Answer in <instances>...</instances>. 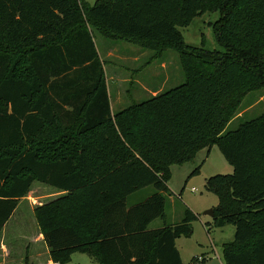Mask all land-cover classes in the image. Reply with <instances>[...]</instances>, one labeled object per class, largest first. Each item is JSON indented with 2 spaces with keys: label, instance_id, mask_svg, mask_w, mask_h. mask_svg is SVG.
Masks as SVG:
<instances>
[{
  "label": "trees",
  "instance_id": "1",
  "mask_svg": "<svg viewBox=\"0 0 264 264\" xmlns=\"http://www.w3.org/2000/svg\"><path fill=\"white\" fill-rule=\"evenodd\" d=\"M203 11L219 12L224 51L210 59L188 53L179 30ZM93 31L152 58L177 51L184 81L112 111ZM0 47V231L37 181L60 192L33 207L54 263L80 252L99 264H183L175 240L197 214L149 224L165 215L170 166L217 144L233 167L205 182L218 198L213 226H234L223 259L264 264V112L225 130L244 91L264 86V0H0Z\"/></svg>",
  "mask_w": 264,
  "mask_h": 264
},
{
  "label": "rangeland",
  "instance_id": "2",
  "mask_svg": "<svg viewBox=\"0 0 264 264\" xmlns=\"http://www.w3.org/2000/svg\"><path fill=\"white\" fill-rule=\"evenodd\" d=\"M84 1L92 4L95 0ZM218 18V11H203L193 18L188 26L179 28L186 46L185 50L188 53L210 59L214 54L224 51L215 40L212 29ZM93 35L97 51L104 63L112 111L116 112L132 101L138 102L149 98L154 95L153 93L170 89L184 81V72L181 69L177 51L165 49L154 58L151 57L153 52L148 50H145L146 53L143 52L142 55L138 51L133 55L130 53L128 55L124 53L126 50L124 46H132L135 50H141V48L128 42L111 41L97 34L96 31H93ZM110 49L112 52H108ZM1 50L3 47H0ZM16 55H13L14 59ZM20 57L22 58L18 64V74L24 75L25 55L22 54ZM130 58L135 64L128 63ZM145 59L150 61L149 65L143 64ZM126 67L139 68L137 75L131 81L123 69ZM119 72L125 79L121 83L122 76ZM236 95L238 93L234 96ZM241 99L236 110L234 109L235 113L239 112L238 117L231 120L225 130L234 129L243 120L254 118L264 112V86L246 89ZM195 168H198V171L191 175ZM232 172V165L224 158L217 144L210 146L208 154L207 148H202L191 161L170 166V177L167 182L169 191L164 194L165 215L151 221L149 228L173 226L180 223L185 208L197 214V219L192 222L191 235L179 237L176 241L184 264H197L195 257L198 256L203 257V261L198 264H226L222 256V244L233 240L234 226L231 224L223 227L213 226L212 217L205 211L215 207L218 204V198L214 193L206 190L205 182L216 174H231ZM153 192L155 188L151 185L138 189L126 197V205L131 206L138 203ZM59 194L58 190L49 185L33 182L30 190L19 200L12 214L6 231L10 239L4 240L7 250L0 248V264L48 263L50 256L41 242L40 229L36 223L33 207ZM5 251L6 253H2ZM90 262L86 254L74 252L69 262L65 264H90Z\"/></svg>",
  "mask_w": 264,
  "mask_h": 264
},
{
  "label": "crops",
  "instance_id": "3",
  "mask_svg": "<svg viewBox=\"0 0 264 264\" xmlns=\"http://www.w3.org/2000/svg\"><path fill=\"white\" fill-rule=\"evenodd\" d=\"M112 41V40H111ZM114 42H116V41H114ZM123 42V41H122ZM128 43H130V44H133V43H131V42H128ZM133 45H135V44H133ZM123 46V45H122ZM135 46H137V45H135ZM124 47H126V50H125V54H127L128 53V55H130V54H135V52H140V54L142 55L143 54V52L145 51V50H147V49H142L141 48V50H135V48H133L132 46H124ZM132 49H134L135 51H133ZM143 50V51H142ZM148 51H151V50H148ZM108 52H112L111 51V49L108 51ZM99 53V52H98ZM130 53V54H129ZM144 53H146V52H144ZM153 54V53H152ZM125 56H127V55H125ZM127 57H129V56H127ZM128 63H131V65H133V64H135L134 63V61H132V59L130 58V59H128ZM143 64H145V65H149V60H147V59H145V61H144V63ZM103 68H104V64H103ZM136 69H134L133 67H126V68H123L124 69V71H126V73L129 75V81H131L132 80V78L134 79V77L137 75V73H138V71H139V68L138 67H135ZM118 73V72H117ZM120 74H121V76H122V78H121V80H120V83L121 82H123V81H125V79H124V76H123V74L121 73V72H119ZM157 93V92H156ZM156 93H153V94H156ZM111 104V103H110ZM11 218H12V215L10 216V218L7 220V222L4 224V226H3V228L1 229V231H0V248H2L3 247V249L4 250H7L6 249V246L4 245V240H6V241H8L9 239H10V236H8L7 235V233H6V231H7V228H8V226H9V224H10V220H11ZM39 235H40V238H41V242H43V246H44V249L46 250V253L47 254H49V251H48V249H47V247H46V245H45V243H44V241H43V236H42V234H41V232L39 233ZM16 236H20V235H16ZM15 236V237H16ZM14 238V237H13ZM17 239H20V237H16ZM15 238V239H16ZM176 241H177V239L175 240V245H176V247H177V244H176ZM177 249H178V247H177ZM1 250V249H0ZM178 251H179V249H178ZM1 252V251H0ZM2 253H6V251L5 252H2ZM73 254V253H72ZM72 254H71V256H72ZM85 254V253H84ZM179 254H180V251H179ZM87 255V254H86ZM71 256H70V259H71ZM89 258H90V264H99L98 263V261L93 257V256H89V255H87ZM180 257H181V254H180ZM3 258H5L6 259V257H3ZM181 260H182V258H181ZM182 262H183V260H182ZM47 264H56V263H54L51 259H49L48 260V263ZM184 264V263H183Z\"/></svg>",
  "mask_w": 264,
  "mask_h": 264
},
{
  "label": "built area",
  "instance_id": "4",
  "mask_svg": "<svg viewBox=\"0 0 264 264\" xmlns=\"http://www.w3.org/2000/svg\"><path fill=\"white\" fill-rule=\"evenodd\" d=\"M203 261V257H201V256H198L197 258L195 257V262L198 264V263H200V262H202ZM56 264H58V263H56Z\"/></svg>",
  "mask_w": 264,
  "mask_h": 264
},
{
  "label": "water",
  "instance_id": "5",
  "mask_svg": "<svg viewBox=\"0 0 264 264\" xmlns=\"http://www.w3.org/2000/svg\"><path fill=\"white\" fill-rule=\"evenodd\" d=\"M205 213L212 217L213 216V208L206 210Z\"/></svg>",
  "mask_w": 264,
  "mask_h": 264
}]
</instances>
